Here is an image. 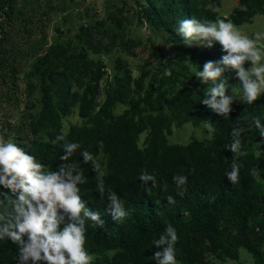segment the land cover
Returning <instances> with one entry per match:
<instances>
[{
    "label": "trees",
    "instance_id": "trees-1",
    "mask_svg": "<svg viewBox=\"0 0 264 264\" xmlns=\"http://www.w3.org/2000/svg\"><path fill=\"white\" fill-rule=\"evenodd\" d=\"M17 2L0 0V133L53 169L62 163L63 142L53 143L57 135L94 154L106 189L118 193L129 215L119 222L113 219L107 199L101 200L95 190L91 164L82 165L87 182L81 185V195L105 221L103 227L87 221L93 264H156L152 256L160 249L153 242L169 223L178 231V264H243L241 249L251 255L252 264H264V160L258 155H264V137L253 124L257 116L264 123V96L253 105H233L228 119L200 103L211 85L194 75L206 61H218L224 53L218 43L190 47L176 32L182 19L221 18L209 8L220 0H138L140 20L172 46L163 59L168 63L141 66L137 78L121 56L108 76L101 55L110 51L102 41L109 39L110 46L116 36L105 21L83 24L74 40L64 39L57 27L55 43L43 53L29 43L20 44L15 31ZM258 15H264V0H239L227 19L241 26ZM94 34L100 39H92ZM139 45L125 38L120 50L136 57ZM224 75L236 85L234 92L240 88L234 72ZM119 107H124L121 113ZM76 112L81 122L64 133L65 119ZM206 121L213 124L212 139L169 143L175 128L187 123L200 127ZM234 127L246 130L241 139L247 152L239 158L240 179L235 185L225 176L233 155L226 146ZM71 159L82 161L80 150ZM254 167L260 169L256 178L251 175ZM142 171L155 176L157 187L148 191L139 180ZM178 174L188 176L181 188L173 182ZM0 191L7 190L0 186ZM17 251L7 238L0 240V264H18Z\"/></svg>",
    "mask_w": 264,
    "mask_h": 264
},
{
    "label": "clouds",
    "instance_id": "clouds-1",
    "mask_svg": "<svg viewBox=\"0 0 264 264\" xmlns=\"http://www.w3.org/2000/svg\"><path fill=\"white\" fill-rule=\"evenodd\" d=\"M176 32L190 47L197 44L211 48L218 43L224 53L218 61H206L202 70L199 68L194 75L203 84L211 85L200 103L228 119L237 100L253 105L264 96V32L249 35L226 17L215 21L196 17L182 19L177 23ZM229 70L239 81V99L234 92L236 85H231L224 75ZM165 75H171L170 69L165 70ZM230 88L231 95L228 94ZM253 124L259 136L264 137V123L258 116ZM212 125L206 121L209 139H212ZM245 131L242 127H234L231 143L226 146L233 155L225 176L233 185L240 179L239 158L247 155L241 139ZM57 142H63V153L59 157L62 163L53 169L0 133V186L7 190L0 191V240L7 238L17 246L18 264H93L94 254L87 247V221L100 227L105 221L87 206L81 195V185L87 182L82 165L91 164L96 174L95 190L101 200L107 199L113 219L119 222L129 215L118 193L106 189L105 174L94 154L82 149L79 142L68 141L62 134L53 141ZM100 146H103L102 141ZM78 150L83 160L73 161L71 158ZM259 174L260 169L251 170L253 178ZM139 180L148 191L157 187L155 176L147 171L141 172ZM173 182L181 188L188 183V176L174 175ZM168 201L172 203V197ZM178 240L177 229L167 224L153 242L160 249L152 256L156 264H178Z\"/></svg>",
    "mask_w": 264,
    "mask_h": 264
},
{
    "label": "rangeland",
    "instance_id": "rangeland-1",
    "mask_svg": "<svg viewBox=\"0 0 264 264\" xmlns=\"http://www.w3.org/2000/svg\"><path fill=\"white\" fill-rule=\"evenodd\" d=\"M138 0H18L16 5L17 41L29 46L39 53L49 48L55 43L57 37V27L64 33V39L74 40L83 24H95L97 21H105L106 28L116 37L114 44L109 45V39H103L104 49L110 51L101 55L107 64L108 76H111L115 67V60L118 56L129 62L134 78L140 76V67L150 63L152 66H159L163 62L164 56L170 54V49L166 41L158 39L151 33L149 28L143 23L138 14ZM239 7V0H220V3H211L209 8L217 12L219 17L228 18L234 9ZM19 11V13H18ZM1 21V20H0ZM242 31L251 35L254 32H264V15H258L252 23L239 26ZM112 34V36H113ZM129 38L137 41L140 45L135 49L136 57L127 56L120 50L122 39ZM92 39H100L94 34ZM22 47V46H21ZM106 77L102 82V95ZM21 83V82H20ZM21 87L23 85L21 84ZM240 88L235 91L239 99ZM25 98V96H24ZM245 104L237 100L233 105ZM124 107L117 109L121 113ZM81 120L76 112L73 116L64 121V133L71 124L80 123ZM194 127L191 123L185 124L181 129H174V133L169 137L170 144L187 145L192 140H210L209 130L205 126ZM212 135V133H211ZM145 136L141 137V143ZM261 161L264 160L263 153L258 152ZM241 262L252 264L253 259L245 249H241ZM227 264H237L229 261Z\"/></svg>",
    "mask_w": 264,
    "mask_h": 264
}]
</instances>
